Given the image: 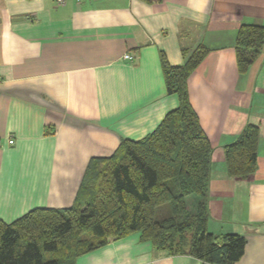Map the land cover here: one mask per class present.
Returning a JSON list of instances; mask_svg holds the SVG:
<instances>
[{"label": "crops", "instance_id": "obj_1", "mask_svg": "<svg viewBox=\"0 0 264 264\" xmlns=\"http://www.w3.org/2000/svg\"><path fill=\"white\" fill-rule=\"evenodd\" d=\"M249 24L264 26V0H0V219L73 207L93 159L145 138L179 107L162 55L182 66L184 51L204 45L187 89L213 145L207 228L246 237L236 264H264V49L240 74L235 48ZM249 124L260 131L256 170L233 178L224 146ZM76 264L208 263L136 233Z\"/></svg>", "mask_w": 264, "mask_h": 264}, {"label": "trees", "instance_id": "obj_2", "mask_svg": "<svg viewBox=\"0 0 264 264\" xmlns=\"http://www.w3.org/2000/svg\"><path fill=\"white\" fill-rule=\"evenodd\" d=\"M235 46L244 74L264 49V26L243 25ZM209 51L204 45L186 50L185 63L176 67L162 55L167 92L178 97L179 107L145 138L123 139L115 155L93 159L73 207L35 209L11 224L0 219V264H76L136 233L157 251L208 264H236L242 258L245 236H218L207 228L213 145L189 101L187 81ZM259 141L258 126L249 124L224 146L230 177L255 172ZM167 204L168 216L157 218Z\"/></svg>", "mask_w": 264, "mask_h": 264}, {"label": "rangeland", "instance_id": "obj_3", "mask_svg": "<svg viewBox=\"0 0 264 264\" xmlns=\"http://www.w3.org/2000/svg\"><path fill=\"white\" fill-rule=\"evenodd\" d=\"M169 210L170 206L168 204L160 207L158 210L157 218L168 216L167 214H169Z\"/></svg>", "mask_w": 264, "mask_h": 264}, {"label": "built area", "instance_id": "obj_4", "mask_svg": "<svg viewBox=\"0 0 264 264\" xmlns=\"http://www.w3.org/2000/svg\"><path fill=\"white\" fill-rule=\"evenodd\" d=\"M58 2H63V0H58ZM124 60H126V61H130V60H132V57L130 56V55H125L124 56ZM0 144H1V140H0ZM8 144L9 145H13L14 144V141L13 140H9L8 141Z\"/></svg>", "mask_w": 264, "mask_h": 264}]
</instances>
